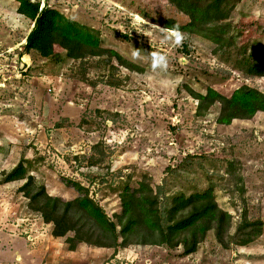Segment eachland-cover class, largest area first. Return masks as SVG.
Here are the masks:
<instances>
[{"label":"rangeland","instance_id":"obj_1","mask_svg":"<svg viewBox=\"0 0 264 264\" xmlns=\"http://www.w3.org/2000/svg\"><path fill=\"white\" fill-rule=\"evenodd\" d=\"M33 1L93 28L104 49L141 71L117 57L72 60L60 47L52 58L29 52L35 23L18 13L17 0H0V264H264V112L221 125L220 105L199 115L192 95L213 88L231 97L242 86L264 91V78L241 64L264 50V0L236 5L226 50L192 34L182 47L162 43L158 26L190 22L168 0ZM135 48L163 52L168 72L134 62ZM177 77L179 85L162 86ZM22 162L28 176L65 202L84 196L80 184L116 223L127 186H151L160 210L181 193L213 187L218 206L233 217L225 241L244 220L262 223V236L226 246L213 229L189 255L184 244L80 243L72 250L67 241L74 233L55 237L54 224L22 191L26 180L6 182Z\"/></svg>","mask_w":264,"mask_h":264},{"label":"trees","instance_id":"obj_2","mask_svg":"<svg viewBox=\"0 0 264 264\" xmlns=\"http://www.w3.org/2000/svg\"><path fill=\"white\" fill-rule=\"evenodd\" d=\"M180 12L190 18L185 26L171 20L164 27L178 24L186 34L201 35L219 46L220 50L230 47L229 21L233 10L241 0H168ZM18 13L35 23L27 39L26 50L36 51L41 56H58L57 48L67 51L72 60H83L90 56L116 58L131 71L141 68L125 60L118 52L104 49L97 32L77 21L67 18L59 10L33 0H17ZM241 64L247 73L264 78V50L259 47L252 55L244 56ZM199 101L198 114L204 115L212 107L220 105L217 123L230 126L236 119L249 120L264 112V91L242 86L227 97L213 88L206 94H195ZM26 180L22 191L30 199L34 211L41 214L47 223H53L54 235L68 239L72 250L78 244L108 248L126 247L130 244H168L172 247L185 246V254L195 253L210 230L215 229L217 237L226 246L229 244L247 246L262 236L263 224H252L244 220L234 235L225 241L231 230L233 217L220 209L213 187L203 192L174 197L170 206L160 210L159 194L144 182L139 188L127 186L121 195L122 215L118 223L112 220L103 208L89 195V190L76 184L81 196L72 201H63L49 195L44 185H38L35 178L28 176V168L21 163L10 174L6 182ZM38 185V186H37ZM118 228H120L118 230ZM228 244V245H227Z\"/></svg>","mask_w":264,"mask_h":264},{"label":"clouds","instance_id":"obj_3","mask_svg":"<svg viewBox=\"0 0 264 264\" xmlns=\"http://www.w3.org/2000/svg\"><path fill=\"white\" fill-rule=\"evenodd\" d=\"M259 15V13H257ZM139 19V17H137ZM159 27V31L162 33V43H170L175 47H182L185 41L188 39L186 33H184L178 24H174L172 27ZM148 35H151L150 33ZM132 60L145 61L150 63V69L153 73H167L169 68V58L163 52L156 50L146 52L143 49L135 48L131 53ZM181 83L180 78L164 79L161 81L162 86L172 87Z\"/></svg>","mask_w":264,"mask_h":264}]
</instances>
